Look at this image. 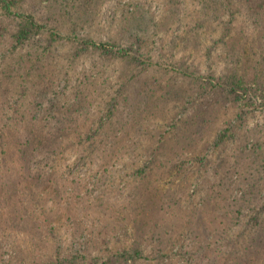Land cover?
Returning a JSON list of instances; mask_svg holds the SVG:
<instances>
[{
  "label": "trees",
  "instance_id": "trees-1",
  "mask_svg": "<svg viewBox=\"0 0 264 264\" xmlns=\"http://www.w3.org/2000/svg\"><path fill=\"white\" fill-rule=\"evenodd\" d=\"M22 2L23 0H0L2 13L0 15L9 16L17 24V29L13 33L14 47L31 41L33 35L43 27L34 14L23 11ZM195 2L197 8L182 15H176L178 7L176 8L175 3L169 9L172 16H177L178 22L185 19V13L187 14L188 20L185 23L188 26L184 29L185 34L180 35L187 43L193 41V45L196 46L197 43L205 42V46L201 44L202 46H198L195 51H190L192 55L190 61L174 57L173 60L162 63L166 56L163 52L157 53L160 58L155 61L154 55L143 51L142 46L149 41L146 35H143L145 40L140 36L137 41H129L127 37L121 40L116 38L96 40L90 36L80 38L75 34L63 38H67L71 43L78 41L83 47L79 49L78 45L74 46L76 51L68 53V64L65 68L71 66L70 62L79 57L80 50L91 48L94 54L103 59L124 63L123 69L117 75V82H112L107 75L95 79L93 85L90 82L92 86H86L90 80L87 75L85 77L87 80L83 79L72 88L68 87L67 81L66 90L63 92L64 98H61L56 87L57 81L60 80L59 74L64 72V65L58 72L49 69L50 65L45 63L46 57H43L49 56L45 53L47 47L40 51L32 49L19 51L17 57L19 62L16 63L22 68V72L17 71L13 61L8 62L1 71L0 102L3 95L11 97L5 108L16 110L18 106L24 104L25 113L12 117L14 123L19 125L18 130L14 131L7 126L3 129L4 132L0 133V168L5 169L7 173L11 172L8 175L12 176L10 179L0 180V192L8 194L13 200L5 223L15 227L21 226V231L32 239L40 241L44 238L49 239L50 235L43 228V223L44 220H49L50 212L43 213L42 210V214L39 215L34 213L32 206L34 204L40 206L46 197L47 189L60 181L63 186L64 180L57 173L59 169L44 172L42 165L68 158L65 155L73 149V142L80 141L83 132L81 128L87 124L94 125L98 122V128L102 130L92 141L89 149L83 148L84 151L89 150V153L80 157L84 160L89 157L87 159L93 162L94 156L89 154L94 149L100 152L95 155V164H104L105 167L103 173L94 180L95 184L99 181L105 182L104 179L112 172L114 174L115 171H120V164V167L126 168L121 175L124 185L119 187L116 194L109 195L107 190H112L107 186L102 189V194L97 196L95 204L92 201V205L90 202L92 199L89 198L79 203V212L74 213L77 210L74 204L64 212L68 218L79 222L77 237L82 236L84 232L86 236L92 235L88 236L86 243L99 241L102 233L101 241L105 252L102 254L98 252L91 258L80 252L65 254L60 251L59 246H55V250H58L54 257L34 264H76L84 257L90 258L88 264H139L140 261L142 264H166L170 247L175 242L179 245L177 247L180 248V255L182 252L186 253L179 244L180 240L176 239L180 238L183 232L190 233V229L201 226L205 221L203 231L198 234L200 240L195 242L198 257L206 258L208 264H264V200L257 203L248 195L249 191L264 194L262 175L264 138H251L254 131L250 128L243 148L237 146L230 153L224 152L223 148L217 150L221 154L211 173L215 186L219 187L217 195L215 191L209 193V189H206L205 196L202 195L205 200L200 204L188 202L189 200L184 199L182 195L185 186L188 189L193 184L194 193H199L198 189L203 187L199 181L201 179L196 174L199 164L204 163V159L212 151L207 152V148L203 147L209 138L205 139L207 135L199 133L196 127H199L198 123L201 126L202 121L208 120L206 112L209 107L221 103V99L239 105V111L231 117L235 122L227 121L228 124L218 130L210 141L212 147L218 146L226 138L235 136L237 128L244 121L242 112L245 113L248 106L257 104L264 110V86L259 80L258 71L256 70L252 83L240 73V64L250 63L256 51L247 54L245 62L239 61V54L234 56V52H230L231 55L227 54L224 58L226 62L229 61L224 72L207 68L200 70L203 58H214V52L219 49L218 44L220 42L223 46L227 44L226 39L230 33L228 25L223 24L222 28L225 29L219 31L215 37L218 24L212 26V21L215 22L225 9L240 8L238 6L240 3H243L250 12L248 16L252 22L264 20V0H195ZM136 25L141 26L140 23ZM260 34L257 37L264 47V28L260 29ZM53 40L54 37L49 38V43L51 44ZM124 40L129 43H123ZM208 40H212V45H207ZM235 41L236 39L233 40ZM134 43L138 45L136 50L132 48ZM164 44L166 46V43ZM167 46L170 47V43ZM203 47L206 48L202 50ZM5 55L6 52L3 57ZM48 58L47 62L51 63ZM26 62L28 65H25ZM168 62H171V70L175 75L171 73L168 76L170 73ZM142 63L144 64L142 69L134 71L133 67ZM163 73L167 76L164 84L160 80ZM96 81L110 86L118 84L113 94L110 92L106 94L107 96L109 94V100L105 99L104 95L93 97L91 90L98 93L101 87ZM13 89H17L22 97L29 93L31 98L27 103H8L14 100L11 96ZM201 96L208 97V100L204 104L199 101L196 103L195 99ZM115 158H118L117 162L114 161ZM121 159L123 160L119 162ZM113 163L116 170L110 169V164ZM255 165L260 168L258 174H254L257 177L250 182L248 194L230 199L228 192L233 185L225 181L229 173H235V168H240L245 173V169ZM35 168L37 169L34 171ZM224 168H227V171H224ZM209 180L207 177L204 179L205 182ZM60 187H54L52 190L59 192ZM76 188L73 186V194L69 196L74 195ZM110 198L115 202H111ZM89 209L105 212L104 218L99 213L97 217L95 216V222L99 223L101 228L95 234L93 230L86 232L82 226L83 222L80 223V218L84 219ZM114 212V220H110L109 213ZM167 212L171 215L166 216ZM79 213L81 214L78 215ZM151 214L153 218L149 217ZM127 218L130 220L131 228L140 226L142 229V226H148V230H142L130 244H120L118 241L110 247L106 246V239H115L122 227L120 225ZM159 220L163 222L160 232ZM130 237L132 235H128L125 242L130 240ZM87 251H90L89 246ZM14 260L12 263H17L16 259Z\"/></svg>",
  "mask_w": 264,
  "mask_h": 264
},
{
  "label": "rangeland",
  "instance_id": "rangeland-1",
  "mask_svg": "<svg viewBox=\"0 0 264 264\" xmlns=\"http://www.w3.org/2000/svg\"><path fill=\"white\" fill-rule=\"evenodd\" d=\"M173 3L176 4V8L178 7V10H176L177 16L197 8V2H195V0H23V11L34 14L37 21L43 24V27L38 33L33 35L34 38H32L31 41H26L24 45L19 47H14L13 33L17 29V24L15 20H11L9 16L0 15V73L6 67L7 63L11 61L15 63L17 71L22 72V68H19L18 63H16L19 62L17 58L19 51H28V49H32V51H40L43 47H47L45 53L49 56L44 55L43 57H46L44 61L50 65L49 69L58 72L64 65V72L59 74L58 77L60 80L57 81L58 86L56 87L57 94L61 98H64L63 92L66 90L65 87L67 81L69 82L68 87L72 88L74 84L77 86L83 79L87 80L85 79L87 75H89L88 78H90V80L86 86H89L90 82H94L95 79H100V77L104 78L107 75L110 76L112 82H117V75L123 69L124 63L108 58L103 59L94 54L91 48L80 50L79 57L73 62H70L71 66L65 68V65L68 64V53L72 54L73 51H76V49H74L75 45H78L79 49L83 47L78 41H76V43L75 41L71 43L67 41V38H63V36H73L75 34L79 35L80 38H82V36H90L96 40L103 38L104 40H110L111 38L121 40L123 37H127L129 41H137L140 36L145 40L146 38L143 35H146L149 41L148 44L142 46L144 48L143 51L149 55H154L155 61L160 58L157 55V53L160 52H163L166 55L164 60L161 61L162 63H167L168 60L171 61L174 57L175 59L183 58L190 61L189 59L192 57L190 51H195L198 46H202L201 44L205 46V42L203 41L201 44L197 43L196 46H194L193 41L187 43V40H185L183 36H180L181 34H185L184 29L188 26L185 22H187L188 16H186L187 14L185 13V19L183 18L178 22L176 18L177 16H172L171 11L169 10ZM238 6L240 8L230 7L225 9L219 14V17L215 22L212 21V26L218 24L215 32L216 34L214 35L215 37L218 35L219 31L225 29V27L222 28L223 24L228 25L230 33L226 39L227 44L224 46L222 42L218 44L219 49L214 52V58H203L200 70L202 71L207 68L210 70H217V72H224L229 64V61L226 62L224 58H226L227 54L231 55L230 52H234V56L239 54V61L245 62L246 55L256 51L253 60H251L250 63L247 62L240 64V73H243L245 79L252 83L257 70L260 76L259 80L264 86V47L261 46L257 37L260 34V29L264 28V20H258L256 23L252 22L249 19L248 15L250 12L247 10L246 6L243 3H240ZM243 12H246V14L244 15ZM196 13L197 12H195V14ZM0 14L2 13L0 12ZM137 23H140L141 26L136 25ZM206 25L208 26V24ZM127 28L129 30H126ZM53 37L54 40L50 44L49 38L53 39ZM174 39L176 40L177 45H175L176 43L174 44ZM234 39H236L235 42H233ZM122 42L126 44L129 43L125 40ZM164 43H166V46ZM168 43H170V47L167 46ZM207 45H212V40H208ZM137 46L138 45L134 43L132 48L136 50ZM204 48L206 47H203L202 50H204ZM5 52L6 55L3 57ZM196 56H198V54H196ZM47 58L51 63L47 62ZM170 63L171 62H168V64ZM210 63L212 66H210ZM26 64L27 62L25 65ZM142 66H144L143 63L140 64V66L136 64V67H133V69L134 71H139L142 69ZM171 69L172 65L170 64L168 69L170 73H168V76H170L171 73L174 74ZM166 78L167 76L164 75V73L160 75L162 83ZM96 82L98 84L100 83L98 81ZM93 84L94 83H92V85ZM117 85L118 84H113V86H110V84L106 85V83H100L99 86L101 87L98 90V93L94 92V90H91V92L95 98L99 95H104L106 97L105 99L108 98L107 100H109V94L108 96L106 94L108 92L113 94ZM11 96L12 99L15 100V102H13L14 100L8 102L11 104L16 102L18 104L27 103L31 98L29 93L22 97L17 89H13V94H11ZM10 98L11 97L3 95L2 101L0 102V127H2L0 133L4 132L3 129L7 126H10L14 131L18 130L19 125L14 123L12 117L25 114L23 111L24 104L22 106L20 105V107L18 106V109L16 110L5 108V106H7L6 102ZM261 99L262 97H260V100ZM207 100L208 97L205 98L203 96L199 97V99H195L196 103L199 101L202 102V104ZM2 102L6 103V105ZM170 103H172V100ZM246 109L247 111L245 113L242 112L244 121L239 128H237V132L234 134L235 136L226 138L224 142H221L216 147H212L210 141L220 128L228 124L227 121L235 122L231 117L234 113L239 111V105L233 104L232 102H225V100L221 99V103L213 104L211 108L209 107V110L206 112L208 120L203 122V117L202 120L200 119L202 125L200 126V123H198L199 127H196V129L200 131L199 133H203L205 136L207 135L205 139L209 138V140L203 145V147L207 148V152L211 150L212 153L210 152L209 156L204 159V163L199 164L198 167V173L196 175L201 179L199 181L203 185V187L198 189L200 192H193V184H191L188 189L187 186L182 189L183 198L188 199V202L193 204L198 202L200 204L205 200L204 196L206 194V189H209V193H212L213 191H215L214 193L218 192L219 187L215 186L214 178L211 176V173L213 167L216 166L215 163L218 161L219 154H221L220 151H217L219 148H223V151L228 153L233 151L237 146L243 148L244 140L248 136L250 128L254 131V135H252L251 138H264V110L260 106H257V104L248 106ZM18 110H22V112H18ZM213 111L214 113L212 114ZM105 121L108 122L109 120L105 119ZM98 126L99 123L95 122L94 125L87 124L86 127L81 128V131H83L81 139L80 141L76 140L73 142V149L70 150L69 154L65 155L68 158H63L61 160L57 159L49 162V164L45 163L46 165L41 164L44 167V172L59 169L60 171L57 173L59 177L64 180L63 186H61V181L60 183L54 184L52 187L49 186L50 188L46 191V197L42 200L40 206L36 204L32 206V208L34 207V213L39 215L42 214V210L43 213L50 212L48 214L49 220H44L43 223V228L48 232V235H50L49 239L40 238L42 241L32 239L24 231H21V226L15 227L5 223L6 215L8 214L9 207L12 205L13 200L8 197V194L0 192V264H14L12 263V261H15L14 259H16L17 262L15 264H34L51 256L54 257L58 250L57 248V250H55V246H59L60 251L65 254L80 252L83 255L87 254L91 256V258L98 254V252L100 254L105 252L104 244L101 241L103 237L102 233H100L98 238L101 242L93 240L86 243L88 236L92 235L88 234L86 236L84 232L82 236L79 235L77 237L76 230H78V227L80 226L77 224L79 222H76L73 218H68L66 213H64L66 212V209H69L74 205L77 207V210L74 213L79 212V203L86 201L89 198L92 199L90 201L92 205L93 202L95 204L97 196L100 195L102 189L107 186L111 187L112 191H107L109 195H112L114 193L116 194L119 187L124 185L121 175L122 172L126 171V168L120 167V163V171H115L114 174H112V172L108 178L104 179L105 182L102 183V181H99L95 184L94 180L103 173V168L105 167L104 164H95V155L100 152H97L94 149L93 152L89 154L94 156L93 162L87 159L89 157L85 160L80 158L82 155H87L89 153V150L87 149L92 146V141L96 139L100 132H102ZM249 142L252 141L249 140ZM83 148L87 149L84 151ZM117 160L118 158L114 159L116 162ZM122 160L123 159L119 162ZM110 165V169L113 170L114 163ZM259 168L260 167L257 165L249 167L245 169V173L242 169L235 168V173H229L225 181L229 182V185L230 183L233 185V187L230 188L231 191L228 192L230 199L234 197H242L243 195H246V193L248 194L247 189L253 178L257 177L254 174H258ZM36 169L37 168H35L34 171ZM226 169L227 168H224L223 170L227 171ZM8 174H11V172L7 173L5 169L0 168V180H7L10 179V177L12 178V176H9ZM93 175L95 176L93 177ZM262 175L264 177V173H262ZM205 177L210 180L205 182ZM73 186L80 189L76 188L74 195L69 196L70 194H73ZM54 187H60L59 192H54L52 190ZM256 193V191H249L248 195L249 197H253L255 202L260 203L264 200V194ZM203 194L204 196H202ZM215 195H217V193ZM110 201L115 202L113 198H110ZM98 213L104 218L103 216H105V212L100 213L95 210L92 211L91 209L88 210L84 219L78 217L81 219L80 223L83 222L82 226L86 229V232L93 230V233L95 234L101 229L100 224H96L95 222V216L97 217ZM114 214L115 212L113 214L109 213L110 220H114ZM165 215L169 216L171 214L167 212ZM149 217L153 218V215L151 214ZM129 222L130 220L127 218L120 225L122 227L115 236V239H106V246L110 247L114 245L113 243L118 241H120V244H130L135 236H139L142 233V230H148V226H142V229H140V226L131 228ZM158 223V231L160 232L162 230L161 224L163 222L162 220H159ZM51 225L54 228L53 230L51 229ZM205 225L206 221L201 226L192 228L193 232H191L192 229H190V233L189 231H187L188 233L183 232L180 238H177L176 240H180L179 244L182 245L183 251L186 253L183 254L182 252L180 255V248L177 247L179 245L175 242L173 245L174 247H170L169 256L165 260L168 261L165 263L208 264L206 258L202 259L198 257L195 251V242L200 240L198 234L200 231H203V226ZM46 226H48L47 229ZM50 230H52V232ZM128 235H132V237L125 242ZM88 246L90 251H87ZM88 260H90L89 257H84V259L81 258L76 264H88ZM141 262L142 261H140V263ZM154 262H157L156 259Z\"/></svg>",
  "mask_w": 264,
  "mask_h": 264
}]
</instances>
